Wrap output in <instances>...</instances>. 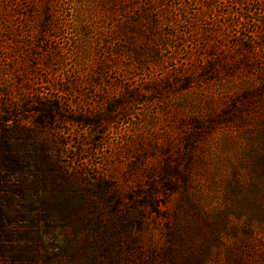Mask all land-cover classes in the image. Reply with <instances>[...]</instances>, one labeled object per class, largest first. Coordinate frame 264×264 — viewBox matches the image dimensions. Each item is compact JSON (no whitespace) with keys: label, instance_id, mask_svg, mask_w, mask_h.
I'll use <instances>...</instances> for the list:
<instances>
[{"label":"rangeland","instance_id":"rangeland-1","mask_svg":"<svg viewBox=\"0 0 264 264\" xmlns=\"http://www.w3.org/2000/svg\"><path fill=\"white\" fill-rule=\"evenodd\" d=\"M0 264H264V0H0Z\"/></svg>","mask_w":264,"mask_h":264},{"label":"trees","instance_id":"trees-1","mask_svg":"<svg viewBox=\"0 0 264 264\" xmlns=\"http://www.w3.org/2000/svg\"><path fill=\"white\" fill-rule=\"evenodd\" d=\"M0 258H1V256H0Z\"/></svg>","mask_w":264,"mask_h":264}]
</instances>
